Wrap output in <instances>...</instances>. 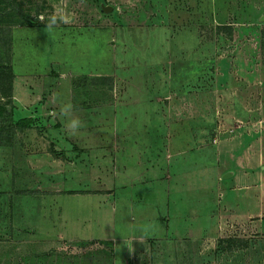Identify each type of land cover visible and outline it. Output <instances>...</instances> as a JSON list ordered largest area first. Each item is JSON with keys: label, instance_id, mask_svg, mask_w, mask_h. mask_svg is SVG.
<instances>
[{"label": "rangeland", "instance_id": "1", "mask_svg": "<svg viewBox=\"0 0 264 264\" xmlns=\"http://www.w3.org/2000/svg\"><path fill=\"white\" fill-rule=\"evenodd\" d=\"M60 9L71 22L49 30ZM4 90L11 95L1 98ZM0 102L9 112L0 115V150L18 149L10 164L22 155L26 187L41 195L39 209L35 196L24 197L26 220L13 228L14 191L4 179L14 175L2 171L1 154L0 264H114L112 245L92 239L110 233L97 204L126 196L156 205L157 215L149 248L130 264H264L255 223L187 230L173 221L170 234L166 217L191 169L180 168L181 155L201 152L210 166L199 197L218 204L233 139L264 134V0H0ZM69 102L84 125L74 136L61 114ZM22 116L34 122L14 127ZM260 151L245 159L253 169L264 164ZM256 179L246 189L261 198L264 175ZM71 187L88 194L64 190Z\"/></svg>", "mask_w": 264, "mask_h": 264}, {"label": "crops", "instance_id": "2", "mask_svg": "<svg viewBox=\"0 0 264 264\" xmlns=\"http://www.w3.org/2000/svg\"><path fill=\"white\" fill-rule=\"evenodd\" d=\"M4 97L8 96L2 93L1 98ZM259 139L264 141V134L260 137L252 138L251 140H248L246 136H244V138L241 136H236L235 139H233L236 145L234 148L229 149L228 152H226L228 153V156L226 154L224 155V157L228 158L229 160V168L223 171L222 176L224 177L222 179V186L225 189L222 191V199L217 197L218 204H216L215 199L212 202L205 203V201H202L199 197V193L204 191V185H201L202 174L204 169L207 166H210L208 163L205 164L201 158H198L201 152H199L198 149H194L192 154L194 156H191L188 151L186 153H188L187 155L190 157L184 158L182 155L180 156L182 157L180 158V161L183 162L180 168L183 169L185 166L187 168H191L186 174L194 176V178L191 181V184H189L188 182L190 179L186 180V169H183L181 173L182 175L184 174V177H182L184 182H186L183 187L184 193L182 192L179 199L169 200L170 204L166 205V217L169 220L167 230L170 234H172L171 226L173 221H179L183 228L187 230L192 227L190 226V223H225L226 221H230L243 223L244 228H247V226L249 227L255 223L257 231H264V199H262L264 196L261 198L253 197V194H251L250 191L246 189V183L248 181H252L253 179L257 181V177L264 175V164H261L260 166L257 164L253 169L246 161L249 153H259L260 150L258 148H256V150L251 149L254 143H257ZM222 141L224 142V139L221 140V142ZM9 149L3 148L0 150V155L3 154L4 156L2 157L4 167L1 169L2 171L5 170L8 172L9 167L14 175V179L11 177L8 179L6 178L4 179V182L6 183V187L8 186V188H6L7 190L12 189L14 191L12 194V199L15 201V203H13L15 209L13 212H10L9 220L12 223V227L16 229L18 228V224L21 225L26 220V210L24 207L25 201H23L24 197L30 195L35 196L37 200L36 206L37 209H39L41 205L39 198L41 195L35 190L39 189L38 186L31 188L26 187V177L28 173L26 168L27 163L22 161V155H18L20 157L19 161L14 165H11L9 161L11 157L10 154L16 152L18 149ZM182 152L185 153L184 151ZM263 152L264 151L262 150L260 153L262 156H264ZM189 159L195 161L188 164L187 161ZM214 162L215 159L213 160V164H211L212 167L214 166ZM242 164H244L243 166L246 167H243ZM5 165H7V168ZM172 169V165L168 166V170L171 171V175L173 172ZM225 173H228V175L225 176ZM225 179L227 180V183L223 182ZM165 182H169L168 178H165ZM1 183L2 181L0 182V186L2 185ZM66 189L74 191L70 192L69 190V194H88V192H85L86 190H84L88 188L84 187H71L65 188L64 190ZM28 190H34V192L26 193ZM95 193H99V195L104 194L101 191ZM247 193H249V195H247ZM51 195L56 196V193H52ZM129 198V196H126L125 199L118 197L117 200L100 198L97 204V211L99 214L96 216V219L100 220L102 223L106 218L110 225V233L102 237H92V239L96 238L100 241L109 242L112 245L115 253L114 264H130L129 259L132 253L134 254L135 258L140 256L143 253V250L145 253L147 248H149V241L147 237L151 235L152 231L155 232L156 230L154 228L157 222V215L155 212L156 205L151 207L152 205L145 202L144 200L138 201L136 199ZM219 204L222 205L220 206ZM168 206L170 208L169 210ZM205 207L208 209L206 208L205 210ZM218 207L225 213H222L220 209H218V212V210H216ZM105 221L106 220H104V222ZM122 229L126 230L123 231ZM167 230L165 229L166 232ZM124 257H126L125 260Z\"/></svg>", "mask_w": 264, "mask_h": 264}, {"label": "clouds", "instance_id": "3", "mask_svg": "<svg viewBox=\"0 0 264 264\" xmlns=\"http://www.w3.org/2000/svg\"><path fill=\"white\" fill-rule=\"evenodd\" d=\"M41 22L45 21L43 16L37 17ZM72 17L70 14H67L63 9L54 11L47 19L46 27L49 30H52L55 26L62 23L71 22ZM73 105L69 102L61 107V114L64 117H71L65 123V129L68 130L69 135H77L80 128H82L83 122L79 117H72V112L69 114V110H73Z\"/></svg>", "mask_w": 264, "mask_h": 264}, {"label": "trees", "instance_id": "4", "mask_svg": "<svg viewBox=\"0 0 264 264\" xmlns=\"http://www.w3.org/2000/svg\"><path fill=\"white\" fill-rule=\"evenodd\" d=\"M216 7L218 8V6H216ZM214 18L219 22L218 25L230 26L229 22H225L224 20L217 19L216 17H214ZM250 22H253V21H249V23ZM8 91L9 92L4 90L3 94L10 96L11 90H8ZM6 105H7V103L0 102V115L5 114V113H7V114L9 113L7 108H6L7 107ZM33 122H34V118L32 116H22V117H19L18 119H16L15 121H13V125L16 128H25V127H29ZM70 192H74V191L70 190Z\"/></svg>", "mask_w": 264, "mask_h": 264}, {"label": "water", "instance_id": "5", "mask_svg": "<svg viewBox=\"0 0 264 264\" xmlns=\"http://www.w3.org/2000/svg\"><path fill=\"white\" fill-rule=\"evenodd\" d=\"M110 7H111V6H110ZM224 175H225V176H227V175H228V173H225Z\"/></svg>", "mask_w": 264, "mask_h": 264}]
</instances>
